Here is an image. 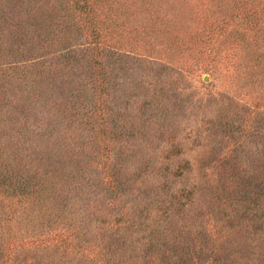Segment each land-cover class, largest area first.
Returning a JSON list of instances; mask_svg holds the SVG:
<instances>
[{"label":"rangeland","instance_id":"rangeland-1","mask_svg":"<svg viewBox=\"0 0 264 264\" xmlns=\"http://www.w3.org/2000/svg\"><path fill=\"white\" fill-rule=\"evenodd\" d=\"M90 2L111 76L106 177L76 109L96 83L91 25L67 30L69 0H0V175L35 195L0 200V264H264V0ZM35 51L63 63L9 76Z\"/></svg>","mask_w":264,"mask_h":264},{"label":"trees","instance_id":"trees-1","mask_svg":"<svg viewBox=\"0 0 264 264\" xmlns=\"http://www.w3.org/2000/svg\"><path fill=\"white\" fill-rule=\"evenodd\" d=\"M74 6L76 9V18L73 17V21L71 22L70 26H68V31H77V32H82L81 29H87L89 25L91 27L88 29L87 35L84 36V40L87 42V50H88V55L91 57V61L93 62V65L95 67L94 73L96 83H93L94 86L92 87L91 93H92V104L90 108H87L88 106L83 105V107H76L78 114V119L82 124H85L86 126L89 127V129L92 132V135L95 136V139L93 141L94 146L98 145L100 149V153L96 154L95 157L93 158V165H98V167H104L106 168V171L103 174V177H106V175H109L112 169V164L110 160L112 159V154H113V149H114V140L115 133H113L112 128L110 129V121L108 119V114L105 115V113H101L100 115L96 116V113L99 111H103L104 109H107L106 103L104 104L106 98V93L110 91L109 89V80L111 79L110 73L108 72V67L106 66L104 62V56L107 55L106 52L107 50L104 49L102 44L104 43L99 31L97 30V26L94 24L96 21V13L94 10V6L90 2V0H69V3L67 5V9L65 11L70 12V8ZM69 9V10H68ZM22 30H18L17 33L22 32ZM66 32V30H65ZM83 33V32H82ZM84 34V33H83ZM89 38V40H88ZM37 40L31 41L33 44H36ZM54 43L58 42V40L54 39L52 40ZM42 47L39 45L37 46L36 50H41ZM16 50V49H14ZM17 52H20V50H16ZM38 51H35L31 53V55H24V59L19 60V63H11L12 65H8L9 68H7L9 72V76H13V73L11 71H14L13 69H16V74L17 72L22 76L24 75V72L21 71V67H36V71L34 69L27 70L28 73L35 71V74H39L40 76L46 73L47 69H57L61 63H63L62 59H58L55 57V61L52 63L51 66H45L44 64L40 63L37 57H35V53ZM63 52V51H61ZM24 53V51H22ZM69 53V52H68ZM56 55V54H55ZM53 56V55H52ZM30 57V58H29ZM54 60V58H53ZM42 62H47L46 60H42ZM49 62V61H48ZM61 62V63H60ZM164 65V64H162ZM166 65V64H165ZM164 67V66H163ZM166 68V67H165ZM1 71L5 72V68L0 69ZM161 70V69H160ZM162 70H165L162 68ZM20 71V72H19ZM14 72V74H15ZM162 72V71H161ZM8 74L7 72H5ZM89 74L88 72H86ZM16 78V75L15 77ZM87 76L84 73L83 79L89 81V79H86ZM89 78V77H88ZM34 83V82H33ZM32 97V94L30 95ZM86 107V108H85ZM85 110L83 111V109ZM16 109V106H14L13 110ZM18 109H16L17 111ZM80 111V112H79ZM20 113H23L22 111H19ZM54 120V119H52ZM85 120V122L83 121ZM53 124V126L50 127H55L54 123L48 122L47 126V131L49 129V125ZM15 126L17 124H14ZM41 128L39 125H30V127H33L34 129L38 126L37 132H40L43 130L44 125L40 124ZM15 130V127L10 130L9 132L12 133V131ZM29 132V129H27ZM27 131H23L21 135L18 137V139H22L23 136H25ZM107 133L112 134V137L108 141H104L98 144V140L96 139V136H101L102 134L106 135ZM38 134V133H37ZM40 135V134H39ZM36 135V136H39ZM54 137V133L50 132L49 134L47 133V140H51ZM102 146V148L100 147ZM10 162L11 160H15L17 162V155H10ZM40 160H42L43 157H39ZM113 171V170H112ZM16 172L11 169L6 173H2L3 176L0 175V200L2 202H9L11 205L14 204L15 201H19L21 203H26V201L31 200L34 198V193L33 189L28 188V186L31 185V182L25 183L29 180L26 179H19ZM117 176H119V173H117ZM101 179L103 182L104 179ZM34 183V182H33ZM116 183V182H115ZM9 189V190H8ZM116 189H117V183H116ZM155 260H158V257H155ZM154 264H162L160 261H156Z\"/></svg>","mask_w":264,"mask_h":264}]
</instances>
